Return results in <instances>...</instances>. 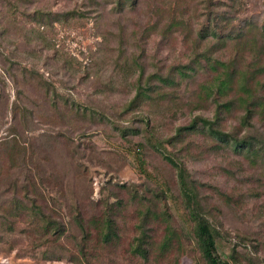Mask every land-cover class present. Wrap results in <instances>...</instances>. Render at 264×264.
<instances>
[{
  "label": "rangeland",
  "instance_id": "rangeland-1",
  "mask_svg": "<svg viewBox=\"0 0 264 264\" xmlns=\"http://www.w3.org/2000/svg\"><path fill=\"white\" fill-rule=\"evenodd\" d=\"M115 1L0 0V264H152L130 251L138 235V203L118 219L120 245L104 246L94 233L86 256L76 242L82 236L77 227L48 244L40 239L41 214H14L20 202L69 223L77 213L102 210L115 196L130 203L123 185L136 186L157 203L165 220L157 238L167 223L183 229L182 264H208L182 203L177 170L166 155L204 184L202 195L215 207L223 231L217 247L222 259L238 264L232 254L248 255L263 264L264 166L237 155L232 162V153L231 162L227 154H214L201 133L170 142L196 115L212 117L214 103L199 109L190 101L209 75L180 90L162 86L166 94L139 109L128 105L139 79L145 84L153 73L166 75L209 45L193 43L209 5L240 25L264 20V0H136L122 9ZM69 11L77 14L54 21L57 13ZM39 12L45 13L41 20ZM191 29L196 33L187 38ZM224 54L231 59L234 51ZM142 113L151 116L148 124L140 120ZM243 113L227 117L224 129L251 133L241 124ZM255 123L264 130L263 122ZM124 126L130 128L125 136Z\"/></svg>",
  "mask_w": 264,
  "mask_h": 264
},
{
  "label": "trees",
  "instance_id": "trees-1",
  "mask_svg": "<svg viewBox=\"0 0 264 264\" xmlns=\"http://www.w3.org/2000/svg\"><path fill=\"white\" fill-rule=\"evenodd\" d=\"M236 1L238 3V0ZM129 2L133 5L137 1L116 0L115 4L122 9ZM207 8L205 21L197 33L191 29L187 30L186 34L187 38L197 34L196 38H193L196 46L209 45L196 51L188 64L174 65L166 75L153 73L145 84L139 79L140 83L128 108L139 109L156 97H162L166 94L160 91L162 86H177L180 90L182 85L189 82L194 83L204 74L209 75V78H203L198 83L197 96L190 101L199 109L206 104L214 103L215 111L212 117L196 115L187 125L178 127L176 135L170 138V142L179 138L181 141L193 133H201L202 136L210 139L209 150L214 154H227L231 162L230 154L232 153V162H235L234 157L237 155L244 156L253 165L264 166V130L259 129L255 123L257 119L264 123V20L252 19L236 25L228 13L215 10L210 5ZM76 14V11L57 13L54 21H65ZM44 16L45 13L39 12L37 18L41 20ZM46 18L52 19V15ZM229 48L233 49L234 56L231 59H224L220 55L226 53ZM153 79L160 84H151ZM156 86L160 88L157 89ZM240 110L244 112L241 116V124L252 129L251 133L248 131L241 136L235 131L224 129L227 117ZM141 116L140 120L148 124L151 116L143 113ZM129 129L126 126L122 127L120 129L122 135L128 134ZM133 130L136 131V129ZM134 133L137 134L136 132L132 134ZM165 159L177 170L182 203L194 222V234L208 264H229V261L222 259L217 250L218 242L223 237V231L218 219L214 216L215 207L209 204L205 195H202L201 187L204 184L192 178L183 162L176 161L169 155H166ZM261 178L264 180V169ZM263 180L260 183L264 188ZM122 187L130 194V203L122 197L115 196L114 201L106 200L102 210L97 209L92 214L77 213L73 215L69 223L59 218L54 219L53 215L46 213L42 207L34 208L33 206L32 208L20 202L16 204L14 214L20 216L26 210L32 211L35 215L41 214L42 222L38 223L40 239L48 244L50 242L59 243L61 239L73 232L71 229L73 226L77 227L82 236L76 242L80 252L86 256L87 240L92 238L94 233L104 246L120 245L123 237L118 219L123 211L127 210L128 205L135 202L140 205L139 220L136 224L138 235L130 243L131 253L143 259L145 263L182 264L180 254H183V229L173 222L167 223L163 227L161 238H157V229L164 220L157 203L146 193H141L134 185L128 187L123 185ZM216 189L220 195H226L221 189ZM250 194L260 195L257 192H250ZM261 220L264 224V217ZM8 229L11 230L9 232H13L15 227L11 224ZM261 244L264 249V241ZM254 246L258 249H256L258 254L260 251L258 242ZM246 258L248 261L244 263ZM231 259L238 264H256L254 258L248 255L245 259H240L232 254ZM262 261L264 264V257Z\"/></svg>",
  "mask_w": 264,
  "mask_h": 264
}]
</instances>
